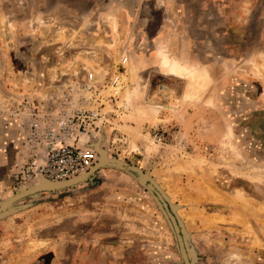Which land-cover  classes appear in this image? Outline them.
Returning a JSON list of instances; mask_svg holds the SVG:
<instances>
[{
  "label": "rangeland",
  "instance_id": "obj_1",
  "mask_svg": "<svg viewBox=\"0 0 264 264\" xmlns=\"http://www.w3.org/2000/svg\"><path fill=\"white\" fill-rule=\"evenodd\" d=\"M123 52L108 156L164 193L194 264H264V0H0V203L32 119ZM0 264L184 262L150 188L106 166L0 215Z\"/></svg>",
  "mask_w": 264,
  "mask_h": 264
},
{
  "label": "built area",
  "instance_id": "obj_2",
  "mask_svg": "<svg viewBox=\"0 0 264 264\" xmlns=\"http://www.w3.org/2000/svg\"><path fill=\"white\" fill-rule=\"evenodd\" d=\"M121 56L107 71H100L99 66L83 67L75 85L63 88L58 109L32 119L25 148L15 161L16 186L31 184L39 175L53 182L72 179L98 162V152L81 146L79 140L101 123H107L109 114L103 112L106 100L114 101L119 94L124 85L123 74L131 61L129 53L123 52ZM154 138L162 143L164 134L157 133Z\"/></svg>",
  "mask_w": 264,
  "mask_h": 264
},
{
  "label": "water",
  "instance_id": "obj_3",
  "mask_svg": "<svg viewBox=\"0 0 264 264\" xmlns=\"http://www.w3.org/2000/svg\"><path fill=\"white\" fill-rule=\"evenodd\" d=\"M114 101H112V102H114ZM103 112L105 114H108L107 108H104ZM102 126L103 125H100L98 129L91 130L89 133L82 135L80 137V140H79V143L81 146L91 147L98 152V154H99L98 162L93 166V168H91L88 172H86L82 175H79L75 178L68 179L65 181H59V182L50 181V180L44 178L43 176L39 175L38 179L33 181L31 184L19 187L14 192V194L11 196V198H6L4 201H2L0 203V215H2L4 212H8L9 210H12L13 205H15L17 202H19L20 200H22L26 197L36 195L40 192L59 191L62 189H66V188H70V187H73L75 185H78L79 183L83 182L88 177L93 175L94 172H96L97 170H99L103 167H106V166H110V167H114V168H118L121 170H125L128 172H133L135 174H138L139 178L144 183H147V180L145 178H143L142 175H140L139 171L136 168H134L131 165L125 164L122 161L108 157V151L106 149H103V148H105L104 147V144H105L104 140L105 139L101 140L102 143H99V145L97 144V142H94V140H92V141L89 140L88 135L92 134L94 131L100 132L103 130V134H105V130H104V128H102ZM148 186H149V188H151V190H153L157 194V196H158L159 200L162 202L170 220L172 221V224L174 226V230L176 232V236L178 239L180 253H181V256L183 258L184 264H192L188 250H187V247H186V242L184 240L181 228L178 224L176 217L174 216V214L170 210V207H169L168 203L166 202L164 196L155 188V186L152 183H149Z\"/></svg>",
  "mask_w": 264,
  "mask_h": 264
},
{
  "label": "flooded vegetation",
  "instance_id": "obj_4",
  "mask_svg": "<svg viewBox=\"0 0 264 264\" xmlns=\"http://www.w3.org/2000/svg\"><path fill=\"white\" fill-rule=\"evenodd\" d=\"M101 169H102V168H101ZM101 169H99V170H97L96 172H94L93 175L96 174L97 172L101 171ZM93 175H91V176L88 177L86 180H84L83 182H81V183H79L78 185H75V186H79V185H82L83 183L87 182L90 178H92ZM140 175H142V177L145 178V179L147 180V183H144V182L139 178V176H138V174H137L139 180H140L142 183H144L148 188H149L148 184H149V183H152V184L155 186V188H156V189H157V190H158V191L164 196L166 202L168 203V205H169V207H170V210L172 211V213L174 214V216L176 217V219H177V221H178V224H179V226H180V228H181V231H182V235H183L184 240H185V242H186V238H185V235H184V230H183L182 224H181V222H180V220H179L178 215H177L176 212L174 211L172 204H171V203L169 202V200L166 198V196L164 195V193H163V192H162V191L156 186V184L148 180V178H147V176H146L145 173H141ZM19 187H21V186H16V187H15V190H17ZM73 187H74V186H73ZM70 188H71V187H70ZM66 189H68V188H66ZM62 190H63V189H62ZM150 190H151V188H150ZM59 191H60V190H59ZM151 191H152L153 194L156 196V198L158 199V201H159L160 204L162 205V208H163L164 212L166 213L167 217L169 218V216H168V214H167V212H166V210H165V208H164L162 202L159 200L157 194H156L153 190H151ZM45 192H53V191H45ZM40 193H43V192H40ZM169 220H170V218H169ZM170 223L172 224V221H171V220H170ZM172 226H173V224H172ZM173 229H174V226H173ZM174 232H175V230H174ZM175 234H176V232H175ZM176 239H177V236H176ZM177 243H178V239H177ZM178 246H179V244H178ZM186 247H187V250H188V253H189V256H190V260H191L192 264H194V262H193V260H192V256L190 255L189 248H188V246H187V242H186ZM179 250H180V248H179ZM180 254H181V253H180ZM181 258H182V256H181ZM182 260H183V258H182ZM183 262H184V261H183Z\"/></svg>",
  "mask_w": 264,
  "mask_h": 264
},
{
  "label": "bare ground",
  "instance_id": "obj_5",
  "mask_svg": "<svg viewBox=\"0 0 264 264\" xmlns=\"http://www.w3.org/2000/svg\"><path fill=\"white\" fill-rule=\"evenodd\" d=\"M125 73V72H124ZM123 76H124V74H123ZM124 81V80H123ZM107 92H110V91H107ZM117 95V94H116ZM108 114H109V112H108ZM113 120H114V116H113V114H109V117L107 118V123H101L100 125H103L102 126V128H104V130L106 129V128H108L110 125H112L113 124ZM103 132V130L102 131H100V132H93L92 134H90V135H88V138H89V140H94V142H97V144L99 145V143H100V141L99 140H104V137H102L101 136V133ZM97 140V141H96ZM104 149V148H103ZM107 154V153H106ZM109 157V156H108ZM262 177V176H261ZM9 198H11V196L9 197Z\"/></svg>",
  "mask_w": 264,
  "mask_h": 264
},
{
  "label": "crops",
  "instance_id": "obj_6",
  "mask_svg": "<svg viewBox=\"0 0 264 264\" xmlns=\"http://www.w3.org/2000/svg\"><path fill=\"white\" fill-rule=\"evenodd\" d=\"M137 64V65H136ZM144 64V62L142 61V59H137V61L134 63V66L136 65V66H141V65H143Z\"/></svg>",
  "mask_w": 264,
  "mask_h": 264
}]
</instances>
